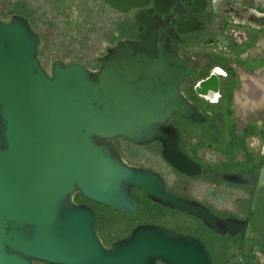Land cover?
Returning a JSON list of instances; mask_svg holds the SVG:
<instances>
[{"label":"water","instance_id":"95a60500","mask_svg":"<svg viewBox=\"0 0 264 264\" xmlns=\"http://www.w3.org/2000/svg\"><path fill=\"white\" fill-rule=\"evenodd\" d=\"M103 1L122 12L149 3L153 8L136 18L141 37L117 39L94 69L55 58L46 70L40 36L27 18H0V264H213L201 239L156 223H137L105 245L94 208L74 199L80 194L133 214L136 188L218 234L242 235L247 225L171 191L157 171L126 162L114 143L120 137L138 145L158 142L162 158L177 172L201 173L180 148L173 122L175 116L206 121L182 91L191 65L180 53L179 34L192 32L197 17L164 32L168 22L160 14L176 0ZM218 73L215 67L199 80L196 93L215 101ZM224 178L248 183L242 174Z\"/></svg>","mask_w":264,"mask_h":264},{"label":"rangeland","instance_id":"374dc122","mask_svg":"<svg viewBox=\"0 0 264 264\" xmlns=\"http://www.w3.org/2000/svg\"><path fill=\"white\" fill-rule=\"evenodd\" d=\"M8 1L11 0H0V3H8ZM28 1L31 7L29 16L32 19V25L41 38L39 59L46 70H50L51 62L55 58L64 61L76 60L90 68H97L99 65L98 58L105 52L106 47L112 45V41L115 40V37L111 40V36L117 31L115 20L121 14L103 6L104 4L100 0ZM251 1L257 6L264 4V0ZM0 16L4 19L8 17L1 6ZM233 46H235L234 43L229 45L230 53L234 52ZM188 50L184 48V54L190 56L196 79L210 72L215 65L220 66L221 64L222 67L225 64L229 68V76L225 78V86L228 90V93L226 91V99H233L235 102L233 109L236 120L241 124L248 118L251 119L250 122L260 121L262 130L259 131V126L256 125L255 131L258 132L257 135L259 132L264 134V43H261L258 48L257 60H255L256 52H248L240 56L238 53L231 54L233 57L236 56V59H233V57L223 53L224 51H220L217 44L199 43L192 45ZM201 70L202 73L199 72ZM193 76L191 75L188 79L187 87L194 82ZM230 86L233 87L231 96L229 95ZM201 107L203 110L206 109L205 105ZM213 110L217 111L216 106ZM174 123L180 128L186 139L183 143L184 150L205 166L222 163L224 156L219 148L222 146L227 148L229 142L231 144L233 137H235L231 133L248 130L250 126L246 123L244 128L240 129L239 126L235 129L233 123H229L227 125L228 135H225L223 141V139L221 140L222 135L213 133L204 125H192L180 118H175ZM251 131V133L254 132L253 129ZM262 138L257 136L251 138L247 140L248 145L252 148L262 147L264 135ZM240 140L241 137L235 140L237 147L239 146L237 142ZM115 143L126 162L133 165H143L158 171L164 178L166 185L172 190L180 192L184 191L183 186H189L188 195L200 199L207 198L204 191L206 190L205 185H212L205 181V177L190 179L176 173L162 159L161 148L157 143L137 145L122 137L116 138ZM132 194L138 204V209L133 214H125L104 205L92 204L98 214L99 236L105 245L126 235L134 225L140 222H161L183 232L200 231L196 222L185 214L155 205L138 189H132ZM82 197V195L76 194L75 200L81 201ZM260 224L263 227L264 220H261ZM261 232L264 236V231ZM228 246L229 249L224 254V264H232L231 262L236 264H264V245L260 243L256 246L253 245L256 247L254 253L242 251L238 253L233 244L230 243ZM245 255H249L248 261L244 259ZM36 264L48 263L38 261Z\"/></svg>","mask_w":264,"mask_h":264},{"label":"flooded vegetation","instance_id":"af4514ba","mask_svg":"<svg viewBox=\"0 0 264 264\" xmlns=\"http://www.w3.org/2000/svg\"><path fill=\"white\" fill-rule=\"evenodd\" d=\"M100 1L104 4L103 6H107L110 10L121 14V16L119 18H116L115 20L117 31L114 32L112 36L110 35L111 40L115 37V40L112 41L113 43L119 38L129 37L131 39H138L141 37L144 30L140 28V25L137 22L136 18L140 14L145 13L146 9L153 8V5L151 3H149L145 7L133 6L127 12H122L112 7L107 2L103 0ZM0 6L1 9H3V11L8 15L7 18H9L12 14L23 15L25 18H27V20L33 27L32 19L29 16L31 7L28 0H11L10 2L8 1V3H0ZM160 7H163V5L161 4ZM130 12L132 13L129 15ZM150 14L155 15L156 12L153 10ZM160 15L163 18H167L166 20L168 22L166 27L163 29L164 32H166V29L168 27H175L178 22L186 20L191 15H195L197 17L199 23L192 32L179 34L180 38L182 39V42L180 44V53L183 57H185V55H183L184 48L191 47L192 45H196L199 43L217 44L220 51H224L223 53H226L227 55L233 57L231 55L233 54V52L230 53L231 49L229 45L232 43H245L248 40L247 30H245L246 28H250L256 32H260L261 30L263 31L264 29V12H260L257 8L250 7L249 4L245 3L243 0L242 2H239L237 0H176L169 7V9H167ZM0 18L2 17L0 16ZM222 44L224 46H221ZM227 50H229L230 52ZM190 65L191 74L182 85V91L184 92L186 97L206 115V121L198 125H204L213 133L222 135L221 140L223 139V141L225 139V135H228L227 125H229V123H233V127L235 129H237L239 126L240 129L244 128V125L246 123L250 126L248 130L246 129L245 131L239 133H231L236 138L241 137L240 142H237L238 140L236 141L239 145L238 147L235 144L236 138L232 136L233 141L231 142V144L229 142V146L227 148H225V146L219 148V151L224 156V160L222 161V163H219L217 165L212 164L211 166H205L197 159H195L191 154H189L186 150H184L183 143L186 139L180 128L174 123L181 135L180 148L184 152H186L193 160L200 164L201 173L198 175L189 176L183 173H179L169 164L167 165L171 167V169H173L176 173L186 176L190 179L204 176L205 181L212 186L208 184L205 185L206 190L204 191L207 195V198L204 199L188 195L187 190L189 186H183L184 191L180 192L172 190L167 185L166 187L177 194L204 204L213 213L220 217H234L237 219L246 220V229L242 235L240 233L235 236H230L228 234L221 235L215 233L212 229L204 225L199 219L187 215L183 212L163 207L153 201L152 202L157 206L168 209L170 211H177L190 217L199 226L200 231L183 232L167 226L161 222L148 221L147 223H156L173 229L177 232L191 234L198 237L207 245L212 256L213 264H224V254L229 249L228 245L230 243L234 245L238 253L240 251L246 253H254V249L256 248L254 246H256V244L260 243L261 245H264V236L261 232L264 231V225L263 227L260 226L261 220H264V143L262 147L252 148L248 145L247 142V140L256 136L260 137V139H263L262 137L264 134L263 132H259V135H257L258 132L255 131V129L257 128L255 127L256 125L259 126V131L262 130L260 121L250 122L251 119L248 118L245 119L241 124L236 120L233 109L235 107V102L233 99H226V91L228 93V90L225 86V78L226 76H229L230 71L225 64L222 65V67L221 65H215L211 69L212 71L215 67H218L222 71V73L217 74L219 77V84L218 97L215 101L200 96L194 89L198 81L208 76L211 71L205 74L203 77L196 79L195 73H193L194 67L192 66L191 62ZM244 68L247 69V67ZM191 75H194L192 77V80L194 82L190 83L191 85L187 87V81L191 77ZM230 87L231 89L229 88V95L231 96L233 93V87ZM202 105H205L206 109L203 110V107H201ZM214 106H216L217 108L216 112L213 110ZM230 109L231 112H229ZM175 118L180 117L175 116L173 118V122ZM184 121L186 123H189L186 120ZM189 124L197 125L193 123ZM252 129L254 130V134L251 133ZM153 143H157L161 148L160 143ZM227 174L246 175L248 176V183L238 184L229 182L224 178V176ZM82 198L83 199L78 202L89 204L97 213V210L92 205L97 203H94L84 197ZM249 255H245L244 259L248 261L247 258L249 257ZM231 263L236 264L234 262Z\"/></svg>","mask_w":264,"mask_h":264},{"label":"crops","instance_id":"0c3cea01","mask_svg":"<svg viewBox=\"0 0 264 264\" xmlns=\"http://www.w3.org/2000/svg\"><path fill=\"white\" fill-rule=\"evenodd\" d=\"M237 1L242 2V0H237ZM243 1L245 3H248L250 7L257 8L260 12H264V4L261 6H257L255 4H253V2L251 0H243ZM245 30H247L248 40L242 44H234L235 46H233V51H234L233 54L238 53L240 56L241 54L245 55L248 52H250V53L256 52L255 53V55H256L258 48L260 47V44L264 43V29H263V31L261 30L260 32H256L250 28H246ZM188 49H189V47H186V50H188ZM227 51H229V50H227ZM183 55H185V54H183ZM185 57L190 61V56L185 55ZM233 59H236V56H234ZM255 60H257V55H256ZM199 72L202 73V70ZM203 76H200L199 78H201Z\"/></svg>","mask_w":264,"mask_h":264}]
</instances>
